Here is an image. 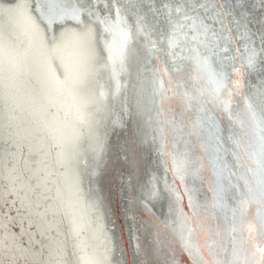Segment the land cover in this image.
<instances>
[{
  "label": "snow or ice",
  "instance_id": "1",
  "mask_svg": "<svg viewBox=\"0 0 264 264\" xmlns=\"http://www.w3.org/2000/svg\"><path fill=\"white\" fill-rule=\"evenodd\" d=\"M165 45L199 82L191 97L184 93L197 115L181 113L179 122L165 117L157 128L152 106L156 96L165 103L168 89L153 78L149 91L147 73ZM120 95L121 112L112 120L108 101ZM217 105L227 113L225 127L211 114ZM109 134L123 138V213L129 242L136 240L131 259L118 243L107 246L96 211L87 240L85 221L76 216L85 180H99L106 167ZM158 134L175 143L174 151L165 144L163 177L150 167ZM197 181L207 183L210 203L195 199ZM88 195L92 209L103 204L91 188ZM253 205L258 220L245 221ZM209 209L219 210L223 227L197 226L201 215L211 217ZM237 213L255 247L252 259L235 236ZM141 230L151 239L141 243ZM258 230L264 234V0H13L0 6V264H178L177 250L190 264H264ZM201 233L212 236L210 244Z\"/></svg>",
  "mask_w": 264,
  "mask_h": 264
},
{
  "label": "water",
  "instance_id": "2",
  "mask_svg": "<svg viewBox=\"0 0 264 264\" xmlns=\"http://www.w3.org/2000/svg\"><path fill=\"white\" fill-rule=\"evenodd\" d=\"M13 2V0H0V6H8L9 3ZM158 48L161 47V45H157ZM164 50L159 52V60L163 64V68L166 70V75L167 73L170 74L172 77V80L174 82V89L171 91V87H166L165 83L163 81V75L159 70L158 67V61L155 60L151 65H149V72L147 73V77L149 80V91L151 90V84L150 81L155 78L159 82H163L165 89H168L166 91V96L168 97V94L171 96V103L173 106H170V104L167 103L166 105V113L164 114V104L161 105L160 103V98L159 96L155 97V104L152 106L153 111H152V116L154 121L158 120L159 123L155 124L154 126L157 128L163 127L164 126V120L165 117H167L168 120L175 119L177 122L180 121L181 113H183L185 116H190L191 119H195L197 115V107H193L192 109H189L187 107V101L184 99V93L187 90L188 96L191 97L192 94V86L191 83L186 81V80H181L183 77L189 76L186 73L187 61L179 60L177 59L175 62H173L172 58L167 55V49L166 45L163 46ZM186 54V53H185ZM177 66L180 68V72H177ZM181 84V86L179 85ZM183 84V85H182ZM170 90V92H169ZM226 95V94H225ZM226 97V96H225ZM124 97L123 95L120 96H115L112 97V102H111V119L115 120L120 112H121V104L123 101ZM169 100V97L166 101ZM199 100V99H198ZM206 99L199 100L200 103H204L205 108H210L211 105L205 102ZM239 101V97H234L233 98V103H231V107L233 108V111H239L240 109L237 108V103ZM197 101H193V104L195 105ZM157 113H159V116H157ZM224 115V118L222 119L220 117V114ZM211 114L216 115L218 123H221L222 127H225L228 125V120H227V113L224 111L222 106L217 105L215 108L214 112ZM167 143V146L169 147V151H174L175 148V143H174V137L170 136L169 140L167 142L161 140L159 134L157 135V141L155 145L152 148L151 151V159L153 163L151 164V168H153L157 175L159 177H163L165 174V168H164V163L163 161L166 159L164 156V148L165 144ZM123 144V138L119 135L116 134H109L106 144H105V151H104V164L106 167L104 168L103 174L99 180H94L91 184L87 180H85L84 184L82 185V190L85 192L86 197L89 198L91 201L94 197H90L88 195V189L91 188L93 190V193L97 196H99L103 204L99 207L101 214H103L105 211H107L106 217L102 220L104 224V233L109 236V239L111 240L112 243H118L119 248L123 249L125 252V256L127 258V253H126V248H125V243L123 241L122 237V229L119 225V220L116 219V212H117V206H116V201L117 198H119V204H120V214H122L123 217V222L126 226V236L128 237V241H130V236L128 232L127 225L125 223V217L123 213V209L126 204V199L122 193L121 190V180H122V172L124 171L123 168V156L121 153V145ZM182 148L183 146L180 145ZM229 162L234 163L231 158L229 157ZM211 170V169H210ZM235 170V169H234ZM212 174V172H211ZM167 178L169 183H172V174L171 172L167 173ZM123 179L126 181L127 176L124 175ZM242 183V182H241ZM162 184V182H161ZM206 183H204L203 186L200 185V182L197 181L196 187L198 188V191L195 193V199L201 203L204 204L206 201V197L208 198V202L210 203V196L211 194L208 193V191L205 188ZM189 187H192L191 181L189 179ZM179 191H183L179 188ZM187 198V197H186ZM185 199V198H184ZM229 206H234L233 201H229ZM166 212V209H165ZM209 212L212 213L210 217V222L209 225H211V231H214V226L215 222H219L221 226L223 227L224 221L222 218V214L219 213V210H212L209 209ZM215 214V216H214ZM203 216V215H202ZM219 216V219L217 218ZM228 224L233 223L232 221V216H231V211H228ZM241 220V216H240ZM239 220H237V217L235 219V224L237 227V230L240 234L243 235V233L240 231V226H239ZM201 222L197 220V226L199 227ZM137 236L140 237L141 243H143L146 239H151V236L148 235L144 230H141L139 233H136ZM211 237V238H210ZM259 237L261 240L260 246L264 247V234L261 232L259 233ZM209 238L211 239L209 244L212 241V236L209 235ZM177 242V243H176ZM136 244V240L133 238L131 239V242H129L130 245V252L132 253L134 246ZM179 245V238L176 237L174 241H172V246L173 248H178ZM117 258H119V252H117ZM179 256V255H178ZM178 264H181V260L179 261L178 259L180 257H176ZM258 254L255 256V259H258Z\"/></svg>",
  "mask_w": 264,
  "mask_h": 264
},
{
  "label": "bare ground",
  "instance_id": "3",
  "mask_svg": "<svg viewBox=\"0 0 264 264\" xmlns=\"http://www.w3.org/2000/svg\"><path fill=\"white\" fill-rule=\"evenodd\" d=\"M158 67H159V70H160V72L162 73V75H163V81H164V83H165V86L166 87H171L172 86V89H171V91L174 89L173 87H174V82H173V80H172V77L170 76V74H168L167 73V75H166V71H165V69L163 68V64H162V62L159 60L158 61ZM169 77L171 78V82H170V84H169ZM182 81L183 80H186V81H188V82H190L191 83V86H193V83H195V85H196V87H197V89H199V82L198 81H195L194 80V78H192V77H190V76H187V77H183L182 79H181ZM180 86H181V84H179ZM183 85V84H182ZM114 87V86H113ZM181 88H182V86H181ZM169 92H170V90H169ZM171 94V93H170ZM170 94H168V97H169V100L168 101H165V103H164V114L166 113V105H167V103L168 104H170V106H173V104L171 103V96H170ZM193 94V93H192ZM226 96V95H225ZM225 99H226V97H224ZM197 99H199V100H204V99H206L205 97H200L199 95H198V93H197ZM111 102H112V97H110V99H109V101H108V103H109V110H110V114H111ZM232 103H233V101H232ZM233 107V106H232ZM233 109V108H232ZM220 114V117L223 119L224 118V115H222V113H219ZM168 140H169V138H168ZM168 147V146H167ZM168 150H169V147H168ZM206 175L207 176H209V177H211L212 176V174H211V170H209V172L208 173H206ZM177 183H179V181H177ZM205 188H206V190H207V183H206V185H205ZM180 189L182 190V187H180ZM183 192V191H182ZM69 199H71V200H73V203H75V199H74V197L73 196H71V195H69V197H68ZM90 204H91V200L89 199V198H87L86 197V194H85V192L82 190V197H81V200H80V202H79V204H78V206H77V208H76V216H77V219H80L81 217H83V219H84V221H85V223H84V228H85V234H84V236L82 237V239H90L91 238V236H92V230H91V228H90V225H89V222H90V220H91V217H90V213L92 212V211H96V215H97V220H96V223H103V221H101L100 220V216H101V212H100V209L98 208V209H92L91 207H90ZM184 204L186 205L187 204V198L185 197V199H184ZM230 204V203H229ZM116 206H117V212H116V219H118L119 220V225H120V227H121V229H122V237H123V241H124V243H125V248H126V253H127V258L128 259H131V252H130V245H129V241H128V237L126 236V226H125V224H124V222H123V217H122V214H120V204H119V198H117V201H116ZM186 210H188V209H186ZM214 216H215V214H214ZM237 220H239L240 222H239V226H241V220H240V214L239 213H237ZM58 219H60L59 217H58ZM244 219H245V221H248V220H253V219H255V220H258V217H257V213H256V206H251L250 207V209H249V212L248 213H246L245 214V216H244ZM70 220H71V216H69V217H67V218H65L64 220H63V223L61 224V229L62 230H67L68 229V227H69V224H70ZM198 221H200L201 223L200 224H203L207 229H210L211 230V225H209V222H210V218H208L207 220H205L204 219V216H200L199 218H198ZM216 224H215V226H214V230H215V228H216V225H217V220H216V222H215ZM232 223H229V225H231ZM245 228H246V225H245ZM241 231V230H240ZM242 233H243V235L242 234H240L239 232H238V230H237V232L235 233V236L237 237V239L238 240H242L243 242H244V244H243V248L245 249V253L244 254H246L247 255V257L249 258V259H252V258H254L253 257V254L255 253V247L253 246V241H252V239L250 238V236H249V233H248V231L247 230H244V231H241ZM259 233H260V231L258 230L255 234H254V236H255V243L256 244H261V240H260V237H259ZM104 236H105V238L107 239V240H109V243H108V247H111V240L109 239V236L107 235V234H105L104 233ZM211 238V237H210ZM209 238V235H207V236H205L204 234H200V239L203 241V240H206L208 243L210 242V239ZM175 240V239H174ZM173 240V241H174ZM177 243V242H176ZM179 255V256H178ZM176 257H180L178 260L180 261L181 260V264H190V258L189 257H187L186 255H184L183 257H181V255H180V253H179V251L177 250V252H176Z\"/></svg>",
  "mask_w": 264,
  "mask_h": 264
}]
</instances>
